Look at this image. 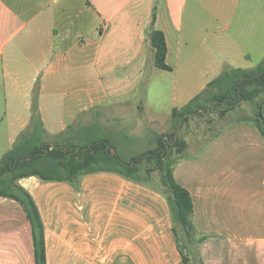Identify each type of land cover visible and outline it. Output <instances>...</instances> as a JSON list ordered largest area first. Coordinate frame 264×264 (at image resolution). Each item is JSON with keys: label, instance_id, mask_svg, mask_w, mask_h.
Masks as SVG:
<instances>
[{"label": "crops", "instance_id": "1", "mask_svg": "<svg viewBox=\"0 0 264 264\" xmlns=\"http://www.w3.org/2000/svg\"><path fill=\"white\" fill-rule=\"evenodd\" d=\"M219 1L230 5L217 7L215 13H231L238 28L226 60L242 56L252 63L248 54L240 52V47L246 52L252 45L263 61L264 0ZM189 2L0 0V59L9 141L19 139L32 125L35 99L43 140L59 135L78 139L76 130L93 124L100 111L116 123L124 120L116 116L126 109H142L143 95H137L138 91L150 68H157L150 45L152 29L166 38L172 71L163 72L179 69L186 37L199 38L192 26L195 18L188 24L184 20ZM199 11L192 6L190 13ZM225 65L216 66L214 77L227 67L238 69ZM151 74L158 73L152 70ZM209 83L194 91L185 83L179 88L176 81L168 83L170 111L184 107ZM170 118L151 140L155 146L159 136L169 134ZM199 160L204 164H190L183 170L177 166L174 176L192 195L197 230L215 238L203 246V263L264 264V137L252 124L237 120L215 133ZM194 179L200 187L193 185ZM20 184L41 213L47 264H168V254L174 264H182L167 199L143 184L104 172L84 176L79 189L36 177ZM0 264H35L26 213L17 201L3 197Z\"/></svg>", "mask_w": 264, "mask_h": 264}, {"label": "trees", "instance_id": "2", "mask_svg": "<svg viewBox=\"0 0 264 264\" xmlns=\"http://www.w3.org/2000/svg\"><path fill=\"white\" fill-rule=\"evenodd\" d=\"M155 19L154 15L153 26ZM150 45L155 66L162 71H172L167 64L168 47L164 33L153 28ZM243 102L251 105L252 112L243 116L241 122L252 124L264 137V60L254 69L224 70L201 94L184 107L172 110L173 134L158 137L154 149L127 161L116 150L112 154L113 145L100 138L62 137L52 144L43 142V126L35 99L32 131H25L0 162V197L15 200L23 207L32 226L35 264H47L46 230L39 208L33 196L20 184L21 180L36 177L46 183H67L79 189L84 176L104 172L149 185L151 168L160 171L163 188L160 192L169 205L182 264H190L180 244L181 236L191 246L195 242L201 245L210 237L197 230L192 195L174 176L179 160L173 157V151L177 148L182 151L188 146L181 137L177 141L175 137L181 122L183 128L191 119L214 112L223 119ZM190 252L194 253L192 248ZM196 264H204L201 257Z\"/></svg>", "mask_w": 264, "mask_h": 264}, {"label": "rangeland", "instance_id": "3", "mask_svg": "<svg viewBox=\"0 0 264 264\" xmlns=\"http://www.w3.org/2000/svg\"><path fill=\"white\" fill-rule=\"evenodd\" d=\"M222 5L227 6L230 4H224L223 1L219 0H190L184 20L185 23L188 24L192 17L195 18L192 22V26L195 28V32L199 35V38L188 39V37H186L187 39H185L179 69L175 73H169L158 70L152 66L147 74L144 86L137 94L141 95L142 92L143 97L140 99V106L142 109H126L123 115L116 116L118 117L116 119H121L119 117H122L124 120H116V123L105 119L106 117H104L102 111L97 112L94 116L93 124L76 130V136L79 138H90V140L99 138L107 140L113 145V148H116L117 152L124 160L129 161L134 157L145 154L149 149L154 148L155 143L151 142V140L155 139L157 135H160L162 132L161 129L166 127L165 124L168 121L167 119H169L172 114L169 107V100L171 97L167 87L168 83L171 84L173 81H176L177 88H179L180 83H185L186 86H189V88L194 91L197 90L199 85L203 84V82L207 80L211 82L216 79L214 76L216 66L218 65L221 66L222 64H226L238 69H246L248 68L247 66H258L261 64L262 59L259 50L252 45L246 48V52L240 47L241 54H248L252 59V63L242 56L231 61L226 60L225 53L232 54V34L235 33L238 28L235 18L231 13H215V9L217 7H222ZM192 6H198L200 11L192 15L190 13ZM226 69L229 68L227 67ZM152 70L158 74L155 76L154 74L152 75ZM177 106H179V104ZM8 108L4 92V79L0 59V162L4 155L12 150L18 141V138H16L15 141H9L11 131L10 121L8 120ZM251 112V105L243 102L223 119L219 118L217 112L206 113L204 117H195L191 119L183 128L181 126L180 131H177V137H181L182 140L186 141L188 146L182 151H179L178 148L174 149L173 157L179 160L176 167L180 166V170H183L185 166H189L190 164H195L196 166L203 165L204 163H201L199 157L212 141L215 133L222 127L240 120L243 116L250 115ZM139 113H141V115ZM137 114L140 116L137 117ZM87 117L91 116L86 115L85 118ZM157 120L160 121V125L154 122ZM135 121L141 122L142 125L132 126V123ZM120 122H128V124L123 126ZM170 122L169 134H173L175 129L172 125V120ZM32 125L28 129L29 132L32 131ZM77 128L79 127H74V129ZM67 131L69 132L70 129ZM62 137L61 135L52 138L48 137L43 142L52 144L58 142ZM170 143L173 144L174 142L170 141ZM180 163L182 164L179 165ZM199 184V180L197 182L195 179L193 180V185L200 187ZM145 186L162 194L160 192V190L163 189L160 183V171L151 168L150 184ZM208 187L210 188V185H208ZM180 239V244L185 254L188 256L190 264H196L202 255L204 244L208 241L201 245L195 242L191 246L182 236ZM209 241L214 243L215 238H210ZM175 243L177 246L176 252H179L176 236ZM191 248L194 253L190 252ZM161 259H163L162 256ZM167 260L168 264H174L172 255L168 254Z\"/></svg>", "mask_w": 264, "mask_h": 264}, {"label": "water", "instance_id": "4", "mask_svg": "<svg viewBox=\"0 0 264 264\" xmlns=\"http://www.w3.org/2000/svg\"><path fill=\"white\" fill-rule=\"evenodd\" d=\"M181 126H182V122L180 123V125H179V128H178V132L180 131V129H181ZM178 132H177V135H178ZM177 135H176V137H175V141L177 140ZM111 151H112V154H114L115 152H114V149L113 148H111Z\"/></svg>", "mask_w": 264, "mask_h": 264}]
</instances>
